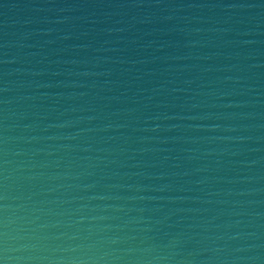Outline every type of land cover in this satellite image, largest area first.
Listing matches in <instances>:
<instances>
[{"label": "water", "instance_id": "water-1", "mask_svg": "<svg viewBox=\"0 0 264 264\" xmlns=\"http://www.w3.org/2000/svg\"><path fill=\"white\" fill-rule=\"evenodd\" d=\"M0 264H264V0H0Z\"/></svg>", "mask_w": 264, "mask_h": 264}]
</instances>
